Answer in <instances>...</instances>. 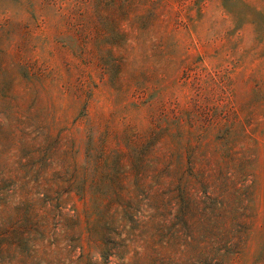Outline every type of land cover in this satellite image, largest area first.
<instances>
[{"label":"rangeland","instance_id":"rangeland-1","mask_svg":"<svg viewBox=\"0 0 264 264\" xmlns=\"http://www.w3.org/2000/svg\"><path fill=\"white\" fill-rule=\"evenodd\" d=\"M0 264H264V0H0Z\"/></svg>","mask_w":264,"mask_h":264}]
</instances>
